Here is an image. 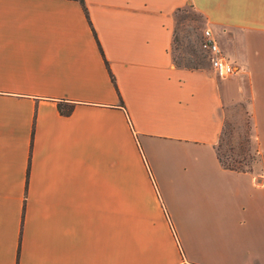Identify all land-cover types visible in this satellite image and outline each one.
<instances>
[{
	"label": "crops",
	"instance_id": "crops-1",
	"mask_svg": "<svg viewBox=\"0 0 264 264\" xmlns=\"http://www.w3.org/2000/svg\"><path fill=\"white\" fill-rule=\"evenodd\" d=\"M82 2L0 0V264H264V164L216 151L244 96L264 155V0ZM183 6L231 79L173 62Z\"/></svg>",
	"mask_w": 264,
	"mask_h": 264
},
{
	"label": "rangeland",
	"instance_id": "rangeland-1",
	"mask_svg": "<svg viewBox=\"0 0 264 264\" xmlns=\"http://www.w3.org/2000/svg\"><path fill=\"white\" fill-rule=\"evenodd\" d=\"M206 22L202 15L190 6L174 12L173 36L170 51L176 65L208 67V58L200 47L202 30ZM229 34L233 32L229 30ZM233 63V57L228 55ZM235 73L226 76L231 79ZM216 151L222 162L239 168L264 164V155L258 151V140L250 121L244 96L225 108L224 122Z\"/></svg>",
	"mask_w": 264,
	"mask_h": 264
},
{
	"label": "built area",
	"instance_id": "built-area-1",
	"mask_svg": "<svg viewBox=\"0 0 264 264\" xmlns=\"http://www.w3.org/2000/svg\"><path fill=\"white\" fill-rule=\"evenodd\" d=\"M200 47L205 51L208 63L217 77L223 78L235 71L234 64L224 55L209 27L202 30Z\"/></svg>",
	"mask_w": 264,
	"mask_h": 264
},
{
	"label": "trees",
	"instance_id": "trees-1",
	"mask_svg": "<svg viewBox=\"0 0 264 264\" xmlns=\"http://www.w3.org/2000/svg\"><path fill=\"white\" fill-rule=\"evenodd\" d=\"M79 2H80L81 5L83 6V2H82V0H79ZM83 8H84V6H83ZM84 10H85V8H84ZM206 55H207V54H206ZM183 66H185V65H183ZM186 67H188V66H186ZM57 107H58V110H60V111H62V112H67V111L69 110V108L65 109V108L63 107V103H62L61 101H57ZM217 155H218V153H217ZM218 158H219V160L221 161L222 164H224V165H226V166H229V167H236V166L231 165V164H225V163L222 162V160H221V158H220L219 156H218Z\"/></svg>",
	"mask_w": 264,
	"mask_h": 264
}]
</instances>
